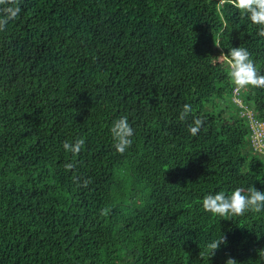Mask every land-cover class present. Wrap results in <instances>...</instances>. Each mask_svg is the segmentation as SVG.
<instances>
[{"label":"trees","instance_id":"obj_1","mask_svg":"<svg viewBox=\"0 0 264 264\" xmlns=\"http://www.w3.org/2000/svg\"><path fill=\"white\" fill-rule=\"evenodd\" d=\"M18 3L0 31V264H264V212L202 207L264 191V151L219 57L244 47L264 74L259 26L228 0ZM241 99L264 121V88ZM121 116L135 129L123 154ZM76 138L78 156L63 148Z\"/></svg>","mask_w":264,"mask_h":264},{"label":"clouds","instance_id":"obj_2","mask_svg":"<svg viewBox=\"0 0 264 264\" xmlns=\"http://www.w3.org/2000/svg\"><path fill=\"white\" fill-rule=\"evenodd\" d=\"M228 2L238 9L242 15H246L252 24L258 25L259 31L257 35L264 37V0H228ZM20 12L21 8L18 0H0V31H4L6 25L14 20ZM216 45L220 47L218 42H216ZM219 57L226 59L227 76L234 85L236 92L246 90L249 86L252 88H264V74L257 70L251 54L246 48L231 47L228 54H221ZM191 113L192 107L186 103L182 106L178 119L186 121ZM259 121L264 123L262 120ZM203 124L202 118H194L193 122L188 126V131L195 136L199 133ZM110 133L114 141L113 146L117 152L123 154L132 146V137L135 135V129L129 123L127 116H121L114 120ZM254 133L255 139L259 141L264 136V128L256 127L254 128ZM84 145V138H76L74 142L65 141L63 148L74 156H78ZM63 167L66 171H71L75 164L65 163ZM88 183H90L89 180H84L83 186L87 187ZM202 207L205 212L224 219L243 216L247 212L261 213L264 212V191H260L253 186L249 187L246 192L244 188L238 187L230 194H226L223 191L216 194H208L202 200ZM108 213L109 209L104 208L100 214L107 216ZM227 243V238L224 235L209 242L206 245V249L210 253L209 258L215 255L222 244L227 245ZM203 255L204 251L201 250L200 257L202 258ZM259 255H264V250H261ZM225 264H238V262L229 256Z\"/></svg>","mask_w":264,"mask_h":264},{"label":"built area","instance_id":"obj_3","mask_svg":"<svg viewBox=\"0 0 264 264\" xmlns=\"http://www.w3.org/2000/svg\"><path fill=\"white\" fill-rule=\"evenodd\" d=\"M241 91H242V90H241ZM241 91H240V92H236V91H235V97H234V99H235V101H236V102H237L242 108H244V109L242 110V114H243L244 116H248V117L251 118V120H252V122H253V125H254V128H256V127L264 128V123H262L261 121H259V120L255 117V113H254V111L251 110V109L248 107V105L245 104L244 101L241 99ZM254 141H255V143H256V145H257V148H258L259 150H263V151H264V136H262V137L260 138V140L257 141V140L255 139V135H254Z\"/></svg>","mask_w":264,"mask_h":264}]
</instances>
